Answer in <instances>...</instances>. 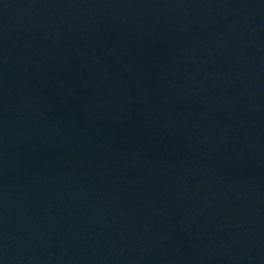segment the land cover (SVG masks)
<instances>
[{"label":"water","instance_id":"1","mask_svg":"<svg viewBox=\"0 0 264 264\" xmlns=\"http://www.w3.org/2000/svg\"><path fill=\"white\" fill-rule=\"evenodd\" d=\"M0 264H264V0H0Z\"/></svg>","mask_w":264,"mask_h":264}]
</instances>
